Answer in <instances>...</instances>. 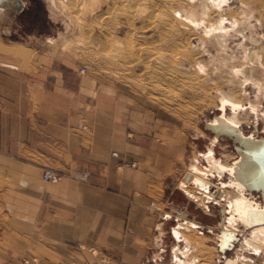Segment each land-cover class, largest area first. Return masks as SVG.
Returning a JSON list of instances; mask_svg holds the SVG:
<instances>
[{"label": "rangeland", "instance_id": "1", "mask_svg": "<svg viewBox=\"0 0 264 264\" xmlns=\"http://www.w3.org/2000/svg\"><path fill=\"white\" fill-rule=\"evenodd\" d=\"M245 1L250 8L242 6L238 0H230L227 4L221 2V10L214 13L213 20L203 21L194 28V32L187 26L180 25L179 34L173 37L166 35L165 42L164 32L158 24L165 8L153 7L154 3H158L157 0H146L140 5H135L134 0L126 3H122V0H78L80 8L67 6L68 9L71 8L69 11L66 6L60 5L56 14L51 11L52 0H20L19 10L9 13L5 21L0 22L1 42L28 43V50L23 47L28 53L21 59L23 67H29L33 60L42 56L53 63L55 69H64L69 78L76 72L77 77L72 79L78 80L80 77L83 80L88 89V100L95 104L98 114L100 111L110 114L112 121L116 123L113 128L118 127L129 138H142L151 143L145 167L151 172L153 181H158L157 185L154 183L151 197L163 202L154 204V207L149 205V211L158 214V208L162 215L173 217L165 232L167 253L162 254L158 264L172 263L171 247L174 242L168 229L182 223L184 219L199 225L188 233L193 241L203 245L193 254L199 259L196 264H225L234 255L233 249L221 252L217 248V235L224 218L223 197L220 195L219 199L216 198L219 202L217 204L212 201L209 203L208 198L209 208H206L205 203L202 206L181 191L180 187L193 159L209 150L213 136L204 130L205 123L214 120L215 114H220V109L215 107L216 102L213 103V100L217 95L216 88L222 86L219 82H224V78L220 79L221 74L216 70L225 58L220 56L210 40L203 38L205 30L212 26L211 22L214 20L224 21L225 28L229 31L228 54H236L240 61L243 59V41L235 30V15L248 12L253 7L256 18L251 19V24L256 32L264 34V27L257 20L261 17L264 21V0ZM199 2L200 0H177L176 3L195 8ZM166 7L168 8V4ZM174 7L179 8L177 4ZM132 11H136L135 17H130ZM191 32L194 35L190 37ZM248 34L251 32L248 31ZM145 45L148 46L147 51L138 50ZM182 47H185V54H181ZM13 53L14 51H4L0 54L13 56ZM134 55H138L140 60L133 62ZM179 63L182 65L179 66ZM204 64L208 65L207 73L202 70ZM171 69H179L181 73L177 71L176 75L179 76H176L172 75L173 71L168 75V70ZM84 70L85 73L82 72ZM174 76L178 78L174 80ZM180 76L184 82H188L187 85L179 80ZM205 78L207 82L204 81ZM198 84L200 87L203 85L204 88H213L209 90L208 97L204 96L201 89H197ZM247 90L245 96L249 100L257 99L258 86L250 84ZM242 114L250 120L249 126L243 125V133L248 135L256 126L264 137V99H261L258 116L248 114V111ZM216 144L214 150L217 160L229 163L237 156L232 142L220 141ZM115 154L117 153L112 156ZM199 159L204 165L203 159ZM133 165L135 166L132 167ZM138 165L137 159H129L119 167L135 169ZM55 173L62 178L60 173ZM85 173L90 175L87 180L82 179ZM76 178L79 182L89 183L92 173L82 172ZM217 178L220 182L228 181L227 176ZM211 182L216 188H210V191L218 195L220 182L214 179ZM2 191L0 188V197L4 195ZM3 211V205H0V264H42L41 256L31 250L32 237L30 231H27L29 229H23V236L19 234L24 250L16 253V225ZM236 247L237 243L234 248ZM80 249L98 259L94 262L86 261V264H109L106 256L99 252L92 253L94 248ZM245 255L253 259L252 264H264V252L260 257L247 253ZM152 257L150 255L145 260L150 261ZM70 263L66 259L55 261V264ZM249 263L251 264L247 262Z\"/></svg>", "mask_w": 264, "mask_h": 264}, {"label": "crops", "instance_id": "2", "mask_svg": "<svg viewBox=\"0 0 264 264\" xmlns=\"http://www.w3.org/2000/svg\"><path fill=\"white\" fill-rule=\"evenodd\" d=\"M26 54H0V205L15 222L16 253L24 250L18 237L29 229L42 264L98 261L82 247L109 264H158L173 217L149 211L163 202L151 197L158 183L145 167L151 143L129 138L113 128L110 114H98L83 80L72 79L76 72L69 78L42 56L23 67ZM129 159L138 167H119ZM48 169L62 175L59 183L42 181ZM87 171L92 180L79 182ZM179 224L168 229L172 263Z\"/></svg>", "mask_w": 264, "mask_h": 264}, {"label": "bare ground", "instance_id": "3", "mask_svg": "<svg viewBox=\"0 0 264 264\" xmlns=\"http://www.w3.org/2000/svg\"><path fill=\"white\" fill-rule=\"evenodd\" d=\"M128 1L130 0H122V3H126ZM134 1H136L135 5H140L146 0ZM157 1L158 3H154L153 7L163 6L165 8L163 11V16L158 20V24L161 26L164 32V42L167 40L166 35L173 37L179 34L180 25L187 26L192 32H194V28L200 26L203 21L206 20L209 22L210 20L214 19V13L221 10V6L219 5L221 2L223 4L230 2V0H218V2H215L216 0H200L199 4L193 8L190 7V5L183 6L182 3L180 5L176 3L177 0ZM20 3V0H0V22L5 21L6 16L9 13L13 11L17 12V10H19L21 7ZM238 3H240L242 6L250 8L249 4L246 3L245 0H238ZM52 4L53 6L51 7V11L54 14L58 13L57 9L60 7V5L66 6V8L68 6L74 9L81 7V4L78 2V0H52ZM167 4L168 8L166 7ZM175 4L178 5V9L174 7ZM228 6H230V4H228ZM228 10L230 12V7ZM74 12H76V10ZM135 15L136 11H132L130 17H135ZM235 18V30L241 35L243 41V59L241 61L236 54L234 55L232 52L228 54L229 31L225 28L224 21H212V26L207 27L203 38L210 40L216 48V51L220 53V56L225 58L223 62H221L220 68L216 70L219 72V74H221L220 79L224 78V82H219L223 87L218 86L216 88L217 95L215 96L213 103L216 102L215 107L220 109V114L227 122L241 128L242 130L243 125L248 124L249 126L250 124V120L244 117L242 112L248 111V114L252 113L255 116H258L261 99H264V34L260 35V33L256 32L254 30V25L251 24V19L256 18L253 7H251L248 12L235 15ZM257 20L259 25L264 27L263 19L259 17ZM248 31H250L251 34H248ZM192 32L190 37L194 35ZM50 40L52 41L53 39ZM173 42L174 39L172 43ZM23 47L24 46L22 44H8L0 41V52L14 51L23 53L25 52ZM138 50L147 51L148 46H141ZM181 52V54L186 53L185 47L181 48ZM162 58L163 57H160V59ZM132 60L133 62H137L140 60V58L138 55H134ZM148 62L149 61H145V63ZM181 65L182 64L179 63V66ZM207 67L208 65L206 64L202 66L204 73H207ZM172 69L171 71L168 70L170 73L167 71L165 72H167L168 75H171V72L174 71H172ZM177 71L178 73H181L179 69ZM177 71H174V74L172 75H176ZM176 76H179V74ZM181 76L179 80H181L183 83L184 81L181 79ZM173 78L176 80L175 78L178 77L174 76ZM204 81L207 82L206 78ZM204 81H202V83ZM184 84L187 85L188 82L185 81ZM250 84H255L258 86L259 90L257 99L254 101L249 100L248 97L245 96V93L248 91L247 86H250ZM192 86L193 85H191V87ZM197 89H201L204 96L208 97L209 90H212L213 88H204L203 85L200 87L198 84ZM246 101L249 103H246ZM210 123L217 124L216 120H212ZM242 134L245 137L247 136L243 133V131ZM200 135L205 137V135L202 133H200ZM254 138L260 139L261 137L254 136ZM263 140L264 139H262V141ZM220 141L230 140L226 138L216 140L214 137H212L210 139L211 144L209 150L205 153L199 154V156H196L193 159L187 175L181 182L180 190L184 191L187 195H190V197L194 198L195 201L200 202L202 206H205L203 204L205 203L206 208H209L207 205L208 202L212 201L214 204H217L219 202H217L216 198L219 199L218 197H220V195L221 198L223 197V200L221 201H224L225 203L224 218L221 223V230L217 235V248L221 252L232 249L234 250L233 258H228L226 261L224 260L225 264H247V262H251L252 264L253 259L245 254H250L253 257H260L263 254L264 219H262L260 224L251 227L246 222L245 216L249 210L255 209L264 211L262 192L261 190L250 191L244 184H241L235 180L237 171L236 164L240 160V156L238 154L234 160L230 161L229 163L217 160L215 157L214 147L217 145L216 143ZM200 157L203 159L201 160L204 161V165L200 163ZM246 171L250 173V169L246 168ZM223 176H227L228 181L220 182L217 177L222 178ZM213 179L216 181L218 180L221 185L218 190V195L210 191V188H216V186L211 182ZM205 193L212 195H205ZM208 198L209 201L207 202ZM261 217L264 218V214L261 215ZM196 226L199 225L193 221L185 219V222L180 223L178 226L173 228L172 232L178 244L175 252L173 253L174 257L172 264H196L199 262V259L193 254L203 245L193 241L189 235L190 232L195 230ZM236 243L237 247L234 248ZM93 252L96 254L95 250H93Z\"/></svg>", "mask_w": 264, "mask_h": 264}, {"label": "water", "instance_id": "4", "mask_svg": "<svg viewBox=\"0 0 264 264\" xmlns=\"http://www.w3.org/2000/svg\"><path fill=\"white\" fill-rule=\"evenodd\" d=\"M213 118L217 124L206 122L204 130L210 132L216 140L226 138L232 142L234 150L240 156V160L236 164L235 180L244 184L250 191L261 190L262 201L264 202L263 135L258 132V128L255 126V130H250L245 137L241 128L227 122L221 114H215ZM254 136H261V138L255 139ZM246 168L250 169V173L246 171ZM263 214V210H249L245 216L246 222L251 227L260 224L262 219H264L261 217Z\"/></svg>", "mask_w": 264, "mask_h": 264}, {"label": "built area", "instance_id": "5", "mask_svg": "<svg viewBox=\"0 0 264 264\" xmlns=\"http://www.w3.org/2000/svg\"><path fill=\"white\" fill-rule=\"evenodd\" d=\"M83 73H85V70L82 71ZM117 154H115L116 156ZM135 165H133L132 167H134ZM89 174L88 173H85L83 176H82V179L83 180H87V178H89ZM61 177L56 174L54 171L52 170H47L45 173H44V176H43V182L44 183H48V184H56L60 181ZM92 253L94 254L93 250H91ZM70 264H75V263H70ZM77 264V263H76Z\"/></svg>", "mask_w": 264, "mask_h": 264}]
</instances>
